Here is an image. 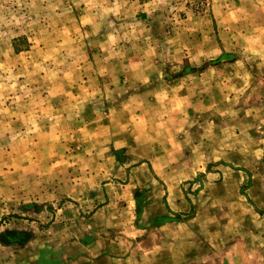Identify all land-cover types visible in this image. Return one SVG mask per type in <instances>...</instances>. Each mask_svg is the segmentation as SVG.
<instances>
[{"label":"rangeland","instance_id":"obj_1","mask_svg":"<svg viewBox=\"0 0 264 264\" xmlns=\"http://www.w3.org/2000/svg\"><path fill=\"white\" fill-rule=\"evenodd\" d=\"M130 112L165 149L110 144ZM0 227L7 264H264V0H0Z\"/></svg>","mask_w":264,"mask_h":264},{"label":"crops","instance_id":"obj_2","mask_svg":"<svg viewBox=\"0 0 264 264\" xmlns=\"http://www.w3.org/2000/svg\"><path fill=\"white\" fill-rule=\"evenodd\" d=\"M165 98L166 99H163V100H165V104L163 105V109H164V112H167V113L164 114V120L166 122L164 127L166 130V127L171 124L170 125L171 132L170 131L168 133L165 132L163 135H159V136H163L164 139H168L169 142L172 141V145L176 148L177 147H184V139H186V138L183 135L184 133L183 134H180V133H182L183 130L186 129V125L188 122V118H187L186 114L188 112L189 113L193 112V109H192L193 105H189L193 102V100H190L191 98H189V95H185V96H181V97H180V95L179 96L176 95V96H173V98H171V94H168ZM189 101H191V102H189ZM134 113L135 112H133V113L130 112V114H131L130 117L127 115V117H125L124 120L121 119V121H119L118 124L114 123L116 125L115 130H116L117 134H113L114 136H112V138H111L112 141H110V144L112 146H114L116 150H120L122 148H127V149L134 148L138 144L147 145V146H149L150 144H155V145L161 144L163 146L162 149H165V145H167V143L165 142V145H164V141H158L154 138V136H157V132L153 133L154 127H152V129H150L148 126H146L144 131H142L141 133H138L137 128H138V126L141 125L140 121L142 119V116H138V114H135V115H137V117H135ZM173 118H177V124L176 125H174V123L172 121ZM152 120H153L152 124L157 123L155 121V119H152ZM147 129H150L149 133L156 134V135L150 136L149 138H139V136L137 134L148 133ZM178 131L180 133H178ZM162 132H164V130H161V132H159V133H162ZM145 139L151 140L150 142H153V143H150V142L148 143L145 141ZM162 149H160V150H162ZM159 151H157L155 153L154 158H157L156 155H158ZM170 151L171 150H169V152ZM181 154H182V152L179 155H181ZM20 156H21V158L25 157V160L29 159L28 152L26 153V155H20ZM32 167L33 166L30 163L29 165H27L25 167L21 166L19 171H17V170L7 171L8 174H11L9 177H11V179L13 180L12 182H10V181L8 182L9 186L12 185L13 188L15 186H19V188H14V189H16L15 192L18 191L20 188L26 189L24 193L19 192V194H20L19 197H21V200H24V202H28V203L31 202L32 199L34 197H36V195L38 193L42 192V189H40V182H39L41 177H39L40 175L37 174L38 171L36 169L33 170ZM157 174L159 177H161L159 172H157ZM41 176H43V175H41ZM186 180H188V179L187 178L183 179V182ZM1 183L3 184L4 182H1ZM59 191H61V189ZM105 203L103 202L102 204H105ZM111 205L112 204L105 206L104 208H101L99 211H107V208ZM5 230H6V227L5 228L0 227V253L5 254V255L10 257V255H12L11 250L15 249V248H19L20 246L19 247L6 246L2 242L1 235L6 234ZM21 248H22V246L20 247V250H22ZM242 254H246V252L243 251ZM17 258H18V256H17ZM9 260H11V258ZM0 264H7V262L2 263V260L0 259Z\"/></svg>","mask_w":264,"mask_h":264}]
</instances>
